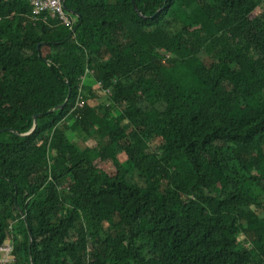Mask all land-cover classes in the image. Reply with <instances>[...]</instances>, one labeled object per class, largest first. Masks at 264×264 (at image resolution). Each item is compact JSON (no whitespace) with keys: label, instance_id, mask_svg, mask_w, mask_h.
<instances>
[{"label":"trees","instance_id":"obj_1","mask_svg":"<svg viewBox=\"0 0 264 264\" xmlns=\"http://www.w3.org/2000/svg\"><path fill=\"white\" fill-rule=\"evenodd\" d=\"M133 3L64 0L68 27L0 0V246L264 264V0Z\"/></svg>","mask_w":264,"mask_h":264},{"label":"built area","instance_id":"obj_2","mask_svg":"<svg viewBox=\"0 0 264 264\" xmlns=\"http://www.w3.org/2000/svg\"><path fill=\"white\" fill-rule=\"evenodd\" d=\"M31 8L32 14L34 16L39 15L41 12H48L51 15H55L58 19L66 26L71 27L74 23L69 15L65 13V8L63 7L62 0H28ZM78 99H81L79 97ZM83 103L77 101L75 107H82ZM13 246L10 242L3 243L0 246V264H10L12 259Z\"/></svg>","mask_w":264,"mask_h":264},{"label":"rangeland","instance_id":"obj_3","mask_svg":"<svg viewBox=\"0 0 264 264\" xmlns=\"http://www.w3.org/2000/svg\"><path fill=\"white\" fill-rule=\"evenodd\" d=\"M200 57H201V58H204L203 55H200ZM205 64L209 65L210 62L205 61ZM71 138H72V137H71ZM72 141L75 142V143H76L79 147H81V148H84V146H85L84 143H82L81 141H78V139L75 138V137L73 138ZM86 145H87V146H94L95 143H94L93 141L87 140V141H86ZM244 189H245L250 195H252L253 197H257V196L260 194L259 190H257L253 185H251V184H249V183H246V184L244 185Z\"/></svg>","mask_w":264,"mask_h":264},{"label":"water","instance_id":"obj_4","mask_svg":"<svg viewBox=\"0 0 264 264\" xmlns=\"http://www.w3.org/2000/svg\"><path fill=\"white\" fill-rule=\"evenodd\" d=\"M132 3H133V0H132ZM62 4L64 5V0H62ZM134 4V3H133ZM134 9H136V6L134 5ZM67 102V100L65 101V103ZM65 103L63 104V105H61V106H58V107H55V108H53V109H50L49 111H48V113L49 112H51V111H55V110H61L62 108H63V106L65 105ZM36 126H37V124H36V116H33V125H32V128H31V130L29 131V132H27V133H24V134H19L20 136H28V135H30L35 129H36ZM3 130H0V133L2 132ZM6 131H9V132H12V133H15V134H17L14 130H12V129H7ZM29 243H31V241H30V239H29Z\"/></svg>","mask_w":264,"mask_h":264}]
</instances>
